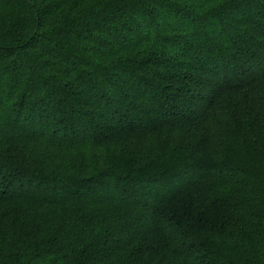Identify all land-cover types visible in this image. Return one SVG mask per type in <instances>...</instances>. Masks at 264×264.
Listing matches in <instances>:
<instances>
[{
  "label": "trees",
  "instance_id": "trees-1",
  "mask_svg": "<svg viewBox=\"0 0 264 264\" xmlns=\"http://www.w3.org/2000/svg\"><path fill=\"white\" fill-rule=\"evenodd\" d=\"M0 264H264V0H0Z\"/></svg>",
  "mask_w": 264,
  "mask_h": 264
}]
</instances>
